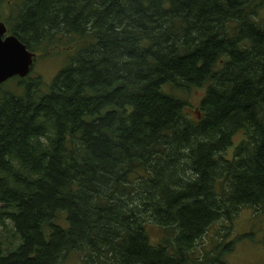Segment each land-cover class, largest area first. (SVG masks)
<instances>
[{
	"label": "trees",
	"instance_id": "obj_1",
	"mask_svg": "<svg viewBox=\"0 0 264 264\" xmlns=\"http://www.w3.org/2000/svg\"><path fill=\"white\" fill-rule=\"evenodd\" d=\"M261 9L264 0H0L7 34L32 53L78 38L45 92L34 65L0 85V264L235 256L249 235L227 241L232 221L264 215ZM206 85L195 119L177 93Z\"/></svg>",
	"mask_w": 264,
	"mask_h": 264
},
{
	"label": "rangeland",
	"instance_id": "obj_2",
	"mask_svg": "<svg viewBox=\"0 0 264 264\" xmlns=\"http://www.w3.org/2000/svg\"><path fill=\"white\" fill-rule=\"evenodd\" d=\"M262 17L264 18V11ZM73 39L75 41L68 43V45L73 44L71 47L65 44H60L57 49H53L52 47L55 45H52L51 47L48 46L50 48L47 52H33L37 56L33 62V68L35 67L34 74L37 73L36 76L41 77L43 81L41 89L43 92L48 89V86L52 83L53 78L57 75V73L71 63L72 56H70V54L75 52V42L78 41L77 36L73 35ZM50 51H52L51 54ZM34 74H31V76H34ZM15 80L16 78L13 77L11 80L9 79L7 80L8 82H6L8 84ZM206 88L207 85L200 89L193 88L189 93H187V91H185V93H177L180 94L182 100H187L189 105L192 106L190 113H193L195 119L198 118V105L205 95ZM169 90V86H166L163 89L164 92H168ZM242 137L241 132L233 136L232 146L229 148V152H231V150L233 152V150L240 143ZM256 214L261 215L262 213ZM256 217L257 216H254L250 210H243L239 213L238 217L232 221L233 233L226 238L227 241L233 239V237L235 238L236 236H243L244 234L249 235V237L242 238L235 243L236 255L230 257L229 259H225V264H264V215L259 218ZM216 226L218 225L214 224L212 227L215 228ZM212 232L213 231H211V234ZM148 235L150 238V244L153 246L157 245L159 241L158 239L160 238L159 231L152 230L148 233ZM61 264H81V258L78 254L71 253L64 257Z\"/></svg>",
	"mask_w": 264,
	"mask_h": 264
},
{
	"label": "water",
	"instance_id": "obj_3",
	"mask_svg": "<svg viewBox=\"0 0 264 264\" xmlns=\"http://www.w3.org/2000/svg\"><path fill=\"white\" fill-rule=\"evenodd\" d=\"M6 34V26L0 23V83L16 75L19 77L28 75L32 58L35 56L18 43L14 36Z\"/></svg>",
	"mask_w": 264,
	"mask_h": 264
},
{
	"label": "bare ground",
	"instance_id": "obj_4",
	"mask_svg": "<svg viewBox=\"0 0 264 264\" xmlns=\"http://www.w3.org/2000/svg\"><path fill=\"white\" fill-rule=\"evenodd\" d=\"M0 23H3L2 21L0 22ZM4 24V23H3ZM5 25V24H4ZM8 33V32H7ZM9 34H6V36H8ZM13 36V35H12ZM14 38H15V40L18 42V43H20V44H22L15 36H14ZM24 47H25V45L24 44H22ZM37 56H36V54H35V56L32 58V64L30 65V70L32 69L31 67H32V65H33V62L35 61V58H36ZM29 72H31V71H29ZM29 75V74H28ZM28 75H26L25 77H27ZM15 77H19V76H15ZM25 77H20V78H25ZM13 78V77H12ZM9 79H11V78H9ZM8 79V80H9ZM7 81V80H6ZM5 81V82H6ZM5 82H3V83H5ZM3 83H0V85L1 84H3Z\"/></svg>",
	"mask_w": 264,
	"mask_h": 264
}]
</instances>
